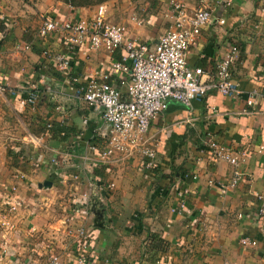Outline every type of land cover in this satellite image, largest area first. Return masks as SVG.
<instances>
[{"label": "crops", "instance_id": "crops-1", "mask_svg": "<svg viewBox=\"0 0 264 264\" xmlns=\"http://www.w3.org/2000/svg\"><path fill=\"white\" fill-rule=\"evenodd\" d=\"M171 1L109 0L107 17L130 36L156 42L171 25ZM182 1L194 10L200 0ZM214 7L188 61L213 70L237 44L233 74L241 97L214 90L192 109L169 100L148 132L160 167L146 176L141 153L99 160L103 119L75 94L93 76L112 73L115 80L111 64L123 49L76 54L57 35L38 33L44 17H89L97 4L0 0V171L10 189L1 212L3 264H41L52 252L68 264H78L80 253L92 264H264V215L256 197L264 196V0ZM45 49L70 56L71 68L59 70ZM30 91L40 93L33 107L22 102ZM251 91L260 93L256 108L247 104ZM210 137L245 153L241 179L227 194L219 183L231 180L235 166L212 157ZM102 183L114 187L102 192ZM182 198L186 208L178 212ZM78 227L88 235L84 244L67 234ZM246 236L257 245L241 244Z\"/></svg>", "mask_w": 264, "mask_h": 264}, {"label": "built area", "instance_id": "built-area-1", "mask_svg": "<svg viewBox=\"0 0 264 264\" xmlns=\"http://www.w3.org/2000/svg\"><path fill=\"white\" fill-rule=\"evenodd\" d=\"M220 3L230 5L231 0H200L194 10L188 9L182 0H172L168 15L171 25L156 42L138 40L127 33L126 27L110 22L107 3L97 5L96 12L89 17L43 18L38 30L40 37L46 39L57 35L60 42L76 54L89 55L104 49L113 54L118 49H123L121 59L111 64L112 70L117 74L115 80L112 73H103L93 76L75 92L87 106L100 112L103 119L97 129L104 144V150L98 152L100 161L107 162L115 154L131 157L141 153L142 169L147 176L160 167L157 147L155 142L150 141L148 132L152 122L166 110L169 100L192 109L196 101L203 100L214 90L229 98L241 97L242 90L233 74V66L240 51L237 44L231 46L213 70L192 66L188 61L191 46L199 40L203 27L212 20L214 6ZM43 54L55 59L61 71L67 72L71 68L73 59L67 54L54 53L50 49H45ZM116 83L125 87V92ZM4 88V82L0 80V90ZM39 97V92L30 91L22 102L33 107ZM260 98L258 91H251L247 104L256 108L260 104ZM211 137L206 141V146L212 157L235 166L231 180L219 183L221 192L227 194L241 179L238 166L245 153ZM92 182L93 180H88L90 186ZM210 183L213 185L215 182ZM113 187V183L99 185L102 192L105 188ZM96 195L94 192L93 196ZM256 197L262 204L257 213L264 215V196L256 193ZM15 207L13 205L12 210ZM185 208L186 203L182 198L174 210L183 212ZM72 231L73 229H67V234H76L79 242L84 244L82 239L88 237L84 228L78 227ZM240 242L244 246L257 245L256 240L247 236L242 237ZM76 259L78 264H92L90 258L83 253ZM41 264L68 263L62 258V254L52 252Z\"/></svg>", "mask_w": 264, "mask_h": 264}, {"label": "rangeland", "instance_id": "rangeland-1", "mask_svg": "<svg viewBox=\"0 0 264 264\" xmlns=\"http://www.w3.org/2000/svg\"><path fill=\"white\" fill-rule=\"evenodd\" d=\"M61 1H64V0H61ZM77 1H79V0H77ZM9 161L11 162L12 161V158L9 159ZM5 164H6V166H8V169H9L10 163L9 162L7 163V161H5ZM4 174H5V172L0 171V241L2 240V235L4 233V227L7 225L6 220H4V216L1 215V212H4V207L6 206L5 205L6 202H4L3 197H4V194L6 192H10V189H8L6 183L2 181L3 180V177L2 176ZM11 191L12 192H15L14 189L11 190ZM12 207H13V205L12 206L10 205V207H9L10 210H12ZM2 249L3 248H2L1 242H0V264H3V258H2L3 254L1 253Z\"/></svg>", "mask_w": 264, "mask_h": 264}, {"label": "trees", "instance_id": "trees-1", "mask_svg": "<svg viewBox=\"0 0 264 264\" xmlns=\"http://www.w3.org/2000/svg\"><path fill=\"white\" fill-rule=\"evenodd\" d=\"M109 0H64V2L74 5V6H89V5H99L101 3H106ZM13 153V152H11Z\"/></svg>", "mask_w": 264, "mask_h": 264}, {"label": "water", "instance_id": "water-1", "mask_svg": "<svg viewBox=\"0 0 264 264\" xmlns=\"http://www.w3.org/2000/svg\"><path fill=\"white\" fill-rule=\"evenodd\" d=\"M45 185L46 186H51L52 185V182H50V181H47L46 183H45ZM96 211V210H95ZM96 214H97V216H98V219H101V212L100 211H96Z\"/></svg>", "mask_w": 264, "mask_h": 264}]
</instances>
